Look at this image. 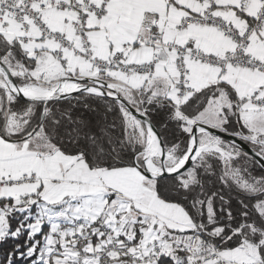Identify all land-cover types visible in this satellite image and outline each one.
<instances>
[{"label":"snow or ice","instance_id":"snow-or-ice-1","mask_svg":"<svg viewBox=\"0 0 264 264\" xmlns=\"http://www.w3.org/2000/svg\"><path fill=\"white\" fill-rule=\"evenodd\" d=\"M0 264H264V0H0Z\"/></svg>","mask_w":264,"mask_h":264}]
</instances>
